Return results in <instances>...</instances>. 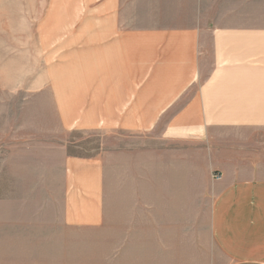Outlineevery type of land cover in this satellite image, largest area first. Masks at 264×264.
<instances>
[{
	"label": "crops",
	"instance_id": "1",
	"mask_svg": "<svg viewBox=\"0 0 264 264\" xmlns=\"http://www.w3.org/2000/svg\"><path fill=\"white\" fill-rule=\"evenodd\" d=\"M39 62L26 99L101 148L65 156L59 208L1 203L0 264H73L72 229L108 228L111 172L125 165L127 222L112 225L111 254L79 264H216L194 249L193 208L161 206L169 176L199 199L201 144L221 175L222 264H264V0H0V105ZM152 184L159 197L145 196Z\"/></svg>",
	"mask_w": 264,
	"mask_h": 264
},
{
	"label": "rangeland",
	"instance_id": "2",
	"mask_svg": "<svg viewBox=\"0 0 264 264\" xmlns=\"http://www.w3.org/2000/svg\"><path fill=\"white\" fill-rule=\"evenodd\" d=\"M33 66H38V71L16 73L18 80L16 77L14 80H17L20 93L16 95V87L9 89L8 102L0 105V227L4 222L2 202H7L13 213H25L31 217L37 209L49 205L59 208L65 156L93 154L101 148L99 135L87 137L82 132L65 135L58 122L53 120L46 103H31V99H26L31 93L25 85L37 75H43L42 63H34ZM205 149L206 146L201 144L197 185L199 199H180L182 185L173 182V177L169 176L167 186L162 185V191H166L168 199L162 200L161 206L168 209L193 208L190 210L193 215L186 222L197 228L196 237L194 231V249L198 246L201 261L214 259L216 264H222L221 254L214 245L211 234V210L218 190L213 176L220 174H213L207 167ZM124 167L123 175H116L117 169L111 172L113 178L109 192L112 215L107 221L108 228L72 229L73 264H79V259L83 256L111 254L112 225L126 223L127 211L134 206L133 201L128 198V180L125 176L128 167ZM172 173L169 169V175ZM149 186L152 190L145 196L159 197L160 185ZM142 194L141 192V196ZM156 202L159 205L160 201ZM42 215H39V219H42ZM51 228H56L58 238V225ZM40 235L42 238L43 233L40 232Z\"/></svg>",
	"mask_w": 264,
	"mask_h": 264
},
{
	"label": "built area",
	"instance_id": "3",
	"mask_svg": "<svg viewBox=\"0 0 264 264\" xmlns=\"http://www.w3.org/2000/svg\"><path fill=\"white\" fill-rule=\"evenodd\" d=\"M214 178L218 180V179H220L221 177H220V175H215Z\"/></svg>",
	"mask_w": 264,
	"mask_h": 264
}]
</instances>
